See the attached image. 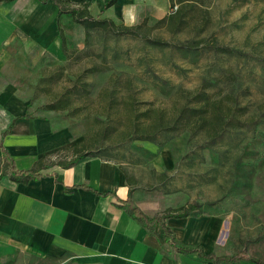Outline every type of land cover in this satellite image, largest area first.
I'll return each instance as SVG.
<instances>
[{"label":"rangeland","instance_id":"rangeland-1","mask_svg":"<svg viewBox=\"0 0 264 264\" xmlns=\"http://www.w3.org/2000/svg\"><path fill=\"white\" fill-rule=\"evenodd\" d=\"M93 13L97 16L100 12L93 8ZM106 15L129 26L142 24L143 34L172 45L193 40L197 53L192 56L174 47L155 48L143 37L112 32L94 34L87 43L82 26L72 19L64 22L69 56L32 52L23 56L20 68L22 78L30 81L34 112L49 115L67 145L55 159L73 157L69 148L81 138L90 150L103 142L111 146L106 155L125 161L127 170L141 177L139 200L160 208L162 214L171 204H200L214 214H227L236 229L264 222V135L258 133H264V123L231 131L218 139L212 150L207 146V134L198 131L197 124L193 130L159 135L160 146L125 139L132 131L135 114L142 126L154 121L152 111L150 118L143 115L148 108L165 111L169 119L184 105L182 94L189 90L193 94L205 90L212 99L248 105L251 112L264 111V62L260 60L264 58V0H123L116 11ZM179 17L184 18V24L179 23ZM215 44L245 54L228 55L206 47ZM72 86L77 88V116L44 109V104ZM248 89L250 93H246ZM251 112L242 111L241 118L248 119ZM97 116L107 120L108 138L96 126ZM135 146L157 155L149 159ZM250 150L261 155H245ZM239 159L243 163L237 164ZM245 170H252L250 178ZM236 181L246 186L235 185Z\"/></svg>","mask_w":264,"mask_h":264},{"label":"crops","instance_id":"crops-1","mask_svg":"<svg viewBox=\"0 0 264 264\" xmlns=\"http://www.w3.org/2000/svg\"><path fill=\"white\" fill-rule=\"evenodd\" d=\"M69 1L108 17L123 0L107 11L108 0ZM71 19L59 14L53 0L0 1V264H263L246 258L264 261V222L236 229L227 214L211 213L166 220L185 246H201L216 257L246 256L219 263L178 252L159 224L151 232L138 223L120 205L131 188L144 213H162L139 200L142 179L124 163L85 157L71 168L43 169L28 183L11 178L13 168L28 170L40 159H55L67 146L51 117L34 112L30 81L20 68L23 56L32 52L60 55L59 29L68 36L64 22Z\"/></svg>","mask_w":264,"mask_h":264},{"label":"trees","instance_id":"trees-1","mask_svg":"<svg viewBox=\"0 0 264 264\" xmlns=\"http://www.w3.org/2000/svg\"><path fill=\"white\" fill-rule=\"evenodd\" d=\"M0 1H12V0H0ZM55 4L59 8V14L67 13L70 14L73 21L80 26H82L85 30V40L88 43L90 38L94 34H105L112 32L117 36H132V37H143L146 39L147 43L150 46L160 49H165L169 47H174L178 51L192 55L193 53H197V46H194L193 40L189 42H184L182 44L172 45L170 42L163 40L162 38H150L146 34H143L142 28L143 25H126L122 22L115 21L111 19V17H102V16H94L89 11L88 5L82 4L79 6H75L69 0H53ZM120 0H108L103 8V11H107L112 9ZM174 2L184 3V2H193L199 0H173ZM180 15V14H179ZM164 22V19L160 20ZM179 23L184 24V18L179 17ZM60 37L62 44V52L65 56H69L70 49L68 47V40L65 34V31L60 28ZM196 45V44H195ZM209 49L217 52V53H225L228 55L245 54L242 50L232 47H225L222 45H206ZM264 62V58H260V60ZM80 79H77L78 81ZM84 84V83H83ZM76 86H72L67 88L58 98L52 100L49 103L44 104V109L46 111H67L70 116L75 117L79 114L80 108L75 105L74 92L76 91ZM246 93H250V90H246ZM183 99L185 100L184 105L179 109L178 113L169 119L166 117L165 111L162 110H152L148 108L146 112H143V115H149L151 111L155 114L154 121L148 126H142L138 124V116L135 114L133 120L132 131L129 132L128 135H125V139L127 140H141L148 141L154 143L158 146L162 145L163 142L159 141V135H167L176 131L183 130H193V125L197 124V129L200 132H205L208 136L207 146L212 150V145L216 143L218 139H223L228 135L231 131L235 129H242L244 127L256 126L258 127L260 124L264 123V111H256L251 112V107L248 105L239 106L237 103L231 104L225 102L221 98L212 99V94L204 91H198L193 94V91L183 92ZM230 97V95H229ZM197 104V105H194ZM264 107V105H263ZM242 111L245 114L251 112L252 114L248 117V119L243 120L241 116L243 115ZM25 116L33 117L32 114L27 113ZM109 118L108 116H106ZM152 117V115H151ZM96 126L103 129L102 136L104 138H108L111 133L108 125L106 124L107 120L103 119L99 116L95 118ZM8 130L6 131V133ZM258 133L263 134L262 131H258ZM127 136V137H126ZM103 143V142H102ZM96 143L93 145L94 150H90L88 145L85 142V138H81L75 141L71 147L69 148L72 152L73 157L69 160H56L49 159L38 160L34 166L28 170H17L13 168L11 173V178L16 182L28 183L32 179H36L39 177L41 171L43 169H47L53 166H60L62 168H71L75 166L81 159L85 157H100L106 160H113L118 163H124L125 161L120 160L114 156L106 155V151L110 149L111 146H105L103 144ZM136 149L143 152L147 158L151 159L157 155V152L152 151L145 147H137ZM255 153L257 156L261 155V152L256 151L253 152L250 150L246 152L245 155H249ZM243 163L241 159L238 160L237 164ZM11 164V162H7V165ZM247 171L248 178L252 175V170ZM235 185H245V182L236 181ZM134 188L130 189L129 197L122 202L121 207L126 210V212L135 219L138 223L149 229L151 232L154 230L156 224L161 225L163 229V234L167 238V241L174 246V248L181 253L184 254H193L197 255L201 260H214L215 263L219 262H232L236 259L246 258L243 252H237L232 256H210L205 254L203 248L201 246H185L176 240L173 235L172 229L167 225L166 220L172 217H188V216H199L206 213L214 214L211 210H205L204 206L200 204H193L191 206H181L178 208H168L166 212L161 215L150 217L146 215L138 206H136L132 200V193ZM210 207L215 204H207ZM250 261H256L258 263H263L264 261L256 260L254 258H246Z\"/></svg>","mask_w":264,"mask_h":264}]
</instances>
